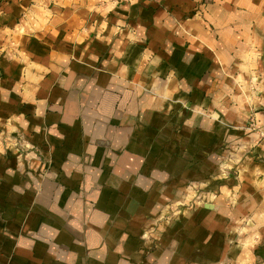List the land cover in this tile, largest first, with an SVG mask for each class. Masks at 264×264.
Returning <instances> with one entry per match:
<instances>
[{
    "label": "crops",
    "instance_id": "1",
    "mask_svg": "<svg viewBox=\"0 0 264 264\" xmlns=\"http://www.w3.org/2000/svg\"><path fill=\"white\" fill-rule=\"evenodd\" d=\"M261 131L264 0H0V264H264Z\"/></svg>",
    "mask_w": 264,
    "mask_h": 264
},
{
    "label": "built area",
    "instance_id": "2",
    "mask_svg": "<svg viewBox=\"0 0 264 264\" xmlns=\"http://www.w3.org/2000/svg\"><path fill=\"white\" fill-rule=\"evenodd\" d=\"M127 1H131V0H127ZM251 126H252V127L255 126V123L253 122V123L251 124ZM261 135H262V137H264V131H261Z\"/></svg>",
    "mask_w": 264,
    "mask_h": 264
},
{
    "label": "rangeland",
    "instance_id": "3",
    "mask_svg": "<svg viewBox=\"0 0 264 264\" xmlns=\"http://www.w3.org/2000/svg\"><path fill=\"white\" fill-rule=\"evenodd\" d=\"M253 122H251V124H252ZM251 126V125H250ZM252 127V126H251ZM255 126H253L252 128H254Z\"/></svg>",
    "mask_w": 264,
    "mask_h": 264
}]
</instances>
